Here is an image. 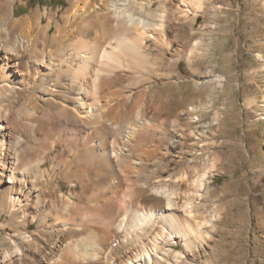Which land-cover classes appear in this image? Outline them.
I'll use <instances>...</instances> for the list:
<instances>
[{"label":"bare ground","instance_id":"bare-ground-1","mask_svg":"<svg viewBox=\"0 0 264 264\" xmlns=\"http://www.w3.org/2000/svg\"><path fill=\"white\" fill-rule=\"evenodd\" d=\"M69 1L59 19L51 7L17 16L16 4L27 0H0V219L10 216L13 242L0 263L204 259L208 225L220 218L206 208L218 159L205 157L207 129L220 112L196 130L208 102L189 103L172 117L151 91L154 79L181 72L179 57L165 61L173 45L189 61L197 51L177 27L168 29L176 13L166 16L165 5L172 1L183 20L192 13L196 20L206 0ZM206 78L198 85L211 94L226 80ZM189 136L196 151L186 160ZM58 176L73 186L64 191Z\"/></svg>","mask_w":264,"mask_h":264},{"label":"rangeland","instance_id":"rangeland-1","mask_svg":"<svg viewBox=\"0 0 264 264\" xmlns=\"http://www.w3.org/2000/svg\"><path fill=\"white\" fill-rule=\"evenodd\" d=\"M69 4V0H27V3L16 4L15 13L21 16L38 7H51L61 19ZM172 4L169 1V6L165 5L168 11H164L166 16L176 13L174 19L170 17L168 29L177 27L175 32L179 33V39L195 45L197 51L189 61L187 51L181 54L177 45H173L165 61L172 59L171 54L179 57L181 72L167 81L154 79L151 95L164 103L172 117L189 103L208 102L210 107L205 111L203 122L194 119L192 127L196 130H201L203 123H210L215 113L220 112L219 122L207 129L210 148L205 155L218 159L219 167L210 182L206 208L210 211L215 207L220 218L208 225L210 241L206 257L196 258L193 263L264 264V0H206L196 20L192 13L187 21ZM47 20L45 18V22ZM158 52L155 48L154 56ZM208 73L226 78L215 94L198 85L199 80H207ZM22 102L24 99L15 105L19 108ZM50 106L43 102L46 110ZM194 142L189 136L183 155L186 160L191 158L189 153L196 151ZM58 151L62 152L63 147L59 146ZM67 153H62L61 157H66ZM46 164L51 167L50 160ZM185 167L183 160L174 175H180ZM57 181L64 191L73 186L59 176ZM111 187L108 185V189ZM0 221L4 224V228H0L1 260L3 251L11 249L13 242L8 213L3 212ZM38 227L36 221L29 230L34 233ZM53 238L51 235L49 241ZM126 249L122 247L119 255ZM37 259L41 260V256Z\"/></svg>","mask_w":264,"mask_h":264}]
</instances>
